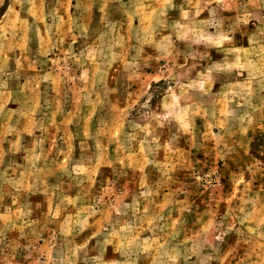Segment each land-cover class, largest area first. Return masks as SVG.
I'll return each instance as SVG.
<instances>
[{"label":"rangeland","instance_id":"1","mask_svg":"<svg viewBox=\"0 0 264 264\" xmlns=\"http://www.w3.org/2000/svg\"><path fill=\"white\" fill-rule=\"evenodd\" d=\"M136 241L264 264V0H0V264Z\"/></svg>","mask_w":264,"mask_h":264},{"label":"clouds","instance_id":"2","mask_svg":"<svg viewBox=\"0 0 264 264\" xmlns=\"http://www.w3.org/2000/svg\"><path fill=\"white\" fill-rule=\"evenodd\" d=\"M222 3V0H220ZM251 2V0H249ZM139 127V125H137ZM131 144V141H129V146ZM97 147H99V143L97 144ZM36 159H39V157H36ZM84 161H78L75 162L72 166V171L68 173L70 176H73L74 179H76L80 184L84 183V179L80 177V171L84 166ZM90 163V162H89ZM67 172V169H65ZM19 191V189H17ZM143 195V193H141ZM99 203V202H98ZM127 207V206H125ZM77 224L80 225L81 231L83 228L87 225V217L84 219H77ZM123 232L122 230H117L116 228H112L108 231V236L106 237V241L111 239L112 237L116 236H122ZM148 247L149 244L147 241H136L131 244H125L123 248L121 249V256L125 258L123 262L116 261L115 264H137V261L141 255H149L148 253ZM180 253L173 249L171 252L164 246H161V248L158 250L155 259L153 261V264H170V262H174L178 257Z\"/></svg>","mask_w":264,"mask_h":264}]
</instances>
